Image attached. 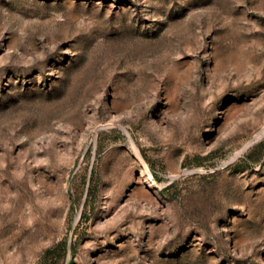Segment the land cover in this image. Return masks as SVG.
Wrapping results in <instances>:
<instances>
[{"label": "rangeland", "instance_id": "1", "mask_svg": "<svg viewBox=\"0 0 264 264\" xmlns=\"http://www.w3.org/2000/svg\"><path fill=\"white\" fill-rule=\"evenodd\" d=\"M263 126L264 0H0V264H264Z\"/></svg>", "mask_w": 264, "mask_h": 264}, {"label": "bare ground", "instance_id": "2", "mask_svg": "<svg viewBox=\"0 0 264 264\" xmlns=\"http://www.w3.org/2000/svg\"><path fill=\"white\" fill-rule=\"evenodd\" d=\"M264 127V126H263ZM263 130H264V128L260 131H258V133L255 135V136H253V138L246 144V145H249L253 140H255V139H257L259 136H261V134L263 133ZM255 134V133H254ZM246 145H244V146H246ZM241 149H242V147H241ZM240 150V149H239ZM236 155V154H235ZM232 157V156H231ZM77 218V217H76Z\"/></svg>", "mask_w": 264, "mask_h": 264}, {"label": "water", "instance_id": "3", "mask_svg": "<svg viewBox=\"0 0 264 264\" xmlns=\"http://www.w3.org/2000/svg\"><path fill=\"white\" fill-rule=\"evenodd\" d=\"M261 136H259L257 139H259ZM254 141H257V140H254ZM248 145L244 146L240 151L244 150L245 148H247Z\"/></svg>", "mask_w": 264, "mask_h": 264}]
</instances>
